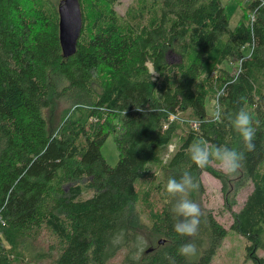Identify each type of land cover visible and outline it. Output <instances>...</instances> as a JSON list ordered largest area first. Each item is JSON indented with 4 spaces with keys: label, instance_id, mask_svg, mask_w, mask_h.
Returning a JSON list of instances; mask_svg holds the SVG:
<instances>
[{
    "label": "trees",
    "instance_id": "1",
    "mask_svg": "<svg viewBox=\"0 0 264 264\" xmlns=\"http://www.w3.org/2000/svg\"><path fill=\"white\" fill-rule=\"evenodd\" d=\"M119 1L0 0V264L24 261L44 233L54 264H113L121 252L120 264H209L228 230L203 210L196 237L174 231L166 182L185 171L220 179L230 229L264 264V0H236L234 27L221 0H133L124 15ZM70 3L81 26L65 57L59 9ZM217 99L222 123L207 110ZM241 108L253 151L227 119ZM110 135L114 166L102 154ZM198 138L242 152L241 168H198ZM189 240L198 252L186 258Z\"/></svg>",
    "mask_w": 264,
    "mask_h": 264
},
{
    "label": "rangeland",
    "instance_id": "2",
    "mask_svg": "<svg viewBox=\"0 0 264 264\" xmlns=\"http://www.w3.org/2000/svg\"><path fill=\"white\" fill-rule=\"evenodd\" d=\"M221 1L226 5L231 26L234 27L242 13L241 5H239L236 0ZM132 3L133 0H120L119 3L116 4V10L121 15H124L125 11ZM244 54L249 55V48H245ZM167 59L170 63L175 64L180 61V56L176 53L169 52ZM214 103L215 101H209L207 103L209 114L212 113ZM238 136L240 137L239 133ZM238 144L239 142H237V146ZM173 150L174 145H170L167 151L168 154ZM102 154L111 166L116 165L118 162V150L113 135H110L106 140L102 147ZM213 168L223 172L217 164H213ZM198 183L199 188L190 194L191 198L200 204L202 211H210L216 220L228 230L226 238L217 248L209 264H254L247 255L246 239L230 229L233 222V216L231 211L225 209L226 207L220 179L216 178L208 171H202ZM252 188L251 185H247L237 193L236 205L232 207L233 212H237L242 207ZM30 244L25 250H23L25 260L17 262L16 264H54V260H52V257L56 256V253L52 250L54 241L48 233H44L37 242ZM48 254H51L52 257L49 258ZM257 256L264 258V252L258 250ZM122 259L123 252L118 254L111 262L113 264H120Z\"/></svg>",
    "mask_w": 264,
    "mask_h": 264
},
{
    "label": "clouds",
    "instance_id": "3",
    "mask_svg": "<svg viewBox=\"0 0 264 264\" xmlns=\"http://www.w3.org/2000/svg\"><path fill=\"white\" fill-rule=\"evenodd\" d=\"M155 73L153 69L151 76ZM211 118L214 122L222 123L225 113L217 99L213 105ZM227 119L236 132L242 137L248 151L255 149L254 139L256 127L253 116L241 108L234 116L228 115ZM191 161L200 169H205L216 163L227 175L236 173L242 166L244 154L226 146L210 144L204 138H198L188 148ZM199 183L191 172H183L179 178L169 177L166 182V192L174 201L171 211L174 216V231L181 236L196 237L199 233L203 211L198 202L191 198V193L198 190ZM179 254L188 258L194 257L198 246L194 240H189L179 248ZM174 264V261H172Z\"/></svg>",
    "mask_w": 264,
    "mask_h": 264
},
{
    "label": "water",
    "instance_id": "4",
    "mask_svg": "<svg viewBox=\"0 0 264 264\" xmlns=\"http://www.w3.org/2000/svg\"><path fill=\"white\" fill-rule=\"evenodd\" d=\"M59 12L62 51L64 56L68 57L74 54L76 50V40L81 26V16L78 7H74L73 3L62 4ZM151 70H153L152 67Z\"/></svg>",
    "mask_w": 264,
    "mask_h": 264
}]
</instances>
